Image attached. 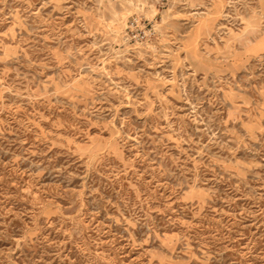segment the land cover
<instances>
[{"label": "rangeland", "instance_id": "rangeland-1", "mask_svg": "<svg viewBox=\"0 0 264 264\" xmlns=\"http://www.w3.org/2000/svg\"><path fill=\"white\" fill-rule=\"evenodd\" d=\"M0 264H264V0H0Z\"/></svg>", "mask_w": 264, "mask_h": 264}, {"label": "built area", "instance_id": "built-area-1", "mask_svg": "<svg viewBox=\"0 0 264 264\" xmlns=\"http://www.w3.org/2000/svg\"><path fill=\"white\" fill-rule=\"evenodd\" d=\"M131 26H134L135 28H131V35L130 37L135 40L143 39L146 35V31L143 28H137L138 23L136 21L131 22Z\"/></svg>", "mask_w": 264, "mask_h": 264}]
</instances>
